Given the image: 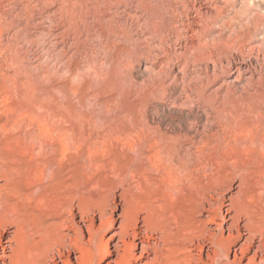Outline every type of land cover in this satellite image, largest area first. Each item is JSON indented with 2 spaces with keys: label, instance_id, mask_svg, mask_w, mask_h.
<instances>
[{
  "label": "bare ground",
  "instance_id": "6f19581e",
  "mask_svg": "<svg viewBox=\"0 0 264 264\" xmlns=\"http://www.w3.org/2000/svg\"><path fill=\"white\" fill-rule=\"evenodd\" d=\"M56 1L0 0V264H264V185L252 187L223 162L233 166L239 154L250 153L240 138L264 146V127L258 136L259 127L241 120L260 116L264 102V36H256L264 16L254 1L246 6L240 0L227 16L229 0H107L99 18L120 25L124 34L115 38L122 47L113 44L109 55L93 61L110 65L113 74L143 62L151 82L141 102L151 96L195 111L185 122L163 126L135 114L132 103L126 124L114 134L109 128L85 131L90 118L78 117L70 98L80 87H69V97L57 87L54 93L67 104L53 109L36 103L37 111L23 103L31 93L26 83L19 80L25 89H15L16 74L28 73L33 35L20 12L45 4L30 21L53 22ZM239 11L248 17L237 26ZM214 29L218 35L210 39ZM83 65L70 71H83ZM95 67L90 70L97 74L101 68ZM93 83L86 82L88 90ZM207 149L226 158L210 159ZM15 152L29 154L34 164L20 163ZM31 171H38L37 182L21 178ZM236 178L237 190L224 196ZM217 219L219 232L206 226ZM242 237L230 259L231 244Z\"/></svg>",
  "mask_w": 264,
  "mask_h": 264
},
{
  "label": "rangeland",
  "instance_id": "374dc122",
  "mask_svg": "<svg viewBox=\"0 0 264 264\" xmlns=\"http://www.w3.org/2000/svg\"><path fill=\"white\" fill-rule=\"evenodd\" d=\"M25 1L28 2V0H23V2H25ZM57 1H59L57 4L59 9L56 11L55 20L53 22L48 21L46 23H43V25L42 24L36 25V24L32 23V21H30V17L34 16L35 14H37V12H39L40 10L45 8L44 7L45 4L39 5L37 10L36 9L32 10V8H29V9L27 8L25 10L22 8V11L20 12L21 13L20 18H22L21 21L23 20L22 21L23 24L25 23V25H28V33L30 32L29 34L34 35V34H36V32H38L36 35H34V36L32 35L31 37L28 35V62L31 63L32 65L28 64L27 75H25L24 73H21V72L17 73L18 76L16 74V77H18L16 79V81L18 80L17 81L18 84L15 86V89L17 88L18 91L19 90L22 91L23 89H25L24 88L25 86L22 85L21 83H19V80H20V82L22 80V83L23 82L26 83V87H28V92L29 91L31 92V93H28V100H27L28 103H25L26 101L23 102L26 105L29 104L28 109L34 108V110L37 111V107H33L34 104H36V103H39V104L41 103V106H44L43 105L44 103L45 104L48 103L47 106L45 105V108H53V107L57 108V106H55V104L57 105V103H58V105L63 104V103L67 104L66 100H64V97L60 96V94L54 93V89H56L57 87H64L66 89V94L69 97L73 94L72 91L70 92L71 88L69 89V87L73 86V88L74 87H76V88L80 87V89L75 90L76 93H74V94L77 96V97H75L76 99H73L74 97H72V96L70 97L72 99V101L74 102V106H73L75 108V109H73L74 112L77 115H79L78 117L82 118V120L83 119L89 120V118H90V120H89L90 122H87L86 124L84 123L85 126L83 125L84 129H86L85 130L86 132H88L89 129H91V131H93L99 127L97 130H99V129L102 130L104 128L105 131H107V129L109 128L108 130L110 131V129H111V132L114 134L116 131H118V129H120V127L122 125L126 124L127 117L129 116V111L127 108L130 109L131 108L130 106L132 105V103L136 104V106L138 107V109H135V108H137L136 106L134 108L135 114H137V115L144 114L150 122H158L159 121L163 126H165V124L166 125L169 124V122L170 123L171 122L177 123L179 121L185 122L187 117L190 118L192 116V114H195V111H193L191 114H189L186 109L182 110V109H179L176 107H172V105H170L171 104L170 101L167 99H165V101H164V99L161 100L160 98L152 99V97L150 96L151 98L148 97L149 99L145 100L144 102L143 101L141 102V99L144 98V92L149 88V86H150L149 84L151 82L150 77H149L150 74L144 68L143 62H141V63L132 62L130 65H126V66L124 65V66H122L123 68H121V70H118L114 74L112 72H109L110 71L109 70L110 65L106 64L105 66H100L98 64L97 60L100 57H102L104 55L105 56L109 55L108 53H111L115 47H122L121 46L122 43H120V44L117 43L115 37H116V34H118V33H120V35L124 34V33L121 34L122 29H121L120 25L115 24L113 22L112 23L107 22L106 25L104 24L105 22L102 23L100 18L102 17L103 10L105 11L107 8L106 7L107 0H105V2H104V0H102L104 3H102L101 0H100L101 2L99 0L98 1L97 0H84V1L83 0H68V1L66 0L67 2L65 0H57ZM87 1H89V2H87ZM229 1H231V2H229ZM229 1H228L229 6L227 9V12H228L227 16H231L232 11L234 9H237L242 2L240 0H229ZM246 1H247V3H246ZM253 1L255 4L254 10L257 11L256 13H258L260 15L262 14L264 16V14H263L264 13V0H253ZM23 2L21 0H18V4H21ZM243 2L246 3V6H247L248 0H243ZM157 3H159V1ZM93 4H95V5H93ZM95 6H96V8H95ZM97 6H98V8H97ZM162 8H163V6L159 3L157 9L161 11ZM255 11H253V12H255ZM22 13H23V15H22ZM71 13H72V15H71ZM247 14L248 13H246L244 11H242V12L239 11L237 14L238 20L235 24L237 26L244 24L245 19L248 17ZM24 16H26V17H24ZM88 21H90V22H88ZM38 29H41L42 34L39 32ZM56 29L60 30V32L57 35L58 37L56 36V38H55L52 35V32L54 33V30H56ZM35 30H37V31H35ZM31 32H33V33H31ZM263 33H264V23L262 24V26L260 28L257 29V31H256L257 35L256 36L263 37L264 36ZM209 34H210L209 38L214 39L217 37L218 31H217V29H214V30L210 31ZM53 37L55 38L56 42L59 41L58 44H56L57 46H55V44H53V42H54ZM113 44H116V45H114V48H113ZM55 47H56V49H55ZM74 55H75V57H74ZM89 55H91V56H89ZM120 56H122V55H120ZM90 57L91 58L94 57V58L91 59ZM88 59L91 60L93 63L91 61L89 62ZM94 59H97V60L94 62L93 61ZM85 61H88V64ZM74 64H79V66L84 64L83 65V66H85V68H84L85 70H83L84 72L81 70L80 72L73 74L70 71L71 70L70 68H73ZM90 64H92V65H90ZM94 64L96 66L95 70L98 71V69L101 68V70L98 71L99 73L96 72L97 74L94 73L95 71L93 72L92 70H90L91 67L93 69ZM98 66H100V67H98ZM68 67H69V69H68ZM87 67H88V70H86ZM97 67H98V69H96ZM104 69L106 71H108L109 73H112V74H109L108 72L106 73ZM101 71L106 73V74H104L105 76L103 75V73ZM92 77H94V78H92ZM23 80H25V81H23ZM89 80L92 83L93 82L94 83L91 85V88H89V90H88L86 82H89ZM113 80H115V81H113ZM133 80L136 83H133ZM49 81H50V83H49ZM94 85H95V87H94ZM21 86H23V88L19 89L18 87L21 88ZM32 91H35L34 93H36L35 94L36 96L35 95L32 96V94H33ZM51 91H52V93H54L53 95L50 94ZM44 93H46L45 95H47V97L45 95H43ZM29 94H31V96ZM128 95H130V96H128ZM174 95L175 96L177 95V91H173V96ZM43 96H45V99L43 98ZM49 96H50V98H49ZM37 97H39V98L41 97V99H39ZM51 98H52L51 101L50 100L46 101V99L48 100ZM81 99L82 100L84 99V101H82ZM52 104H54V105L52 106ZM259 104H260V106H259ZM259 104H258V106L261 110L260 116L259 115L256 116L255 114H254V116H251L252 114H248L249 116L247 114H245L243 116L241 115V120L245 121L246 123L254 124L257 127H259L258 136L261 135V132H262L261 130H263L262 127H264L263 126L264 125V102H262V103L259 102ZM79 106H80V108H79ZM130 111H132V110L130 109ZM262 112H263V114H262ZM93 122L95 123V125H93L94 124ZM257 124H259V125H257ZM213 128H217V126L215 127V125H214ZM113 130H115V131L113 132ZM30 131L34 132V130H32L31 128H28V133L32 134ZM112 133H111V135H113ZM258 136H257V138H259ZM243 142H245L244 143L245 146H249L252 149L250 151V153L249 154H244V153L239 154L240 157H238V158H240V159H238L237 163L233 164V166L230 165L231 163H226V161H223L224 162V168L225 167H226L225 169L228 168L227 171H229V172L235 171V173H237V171H240L237 174H244L248 178V181L252 187H255V185H254L255 183H256V187H257V182H259V181H262V183L264 185V174H261L264 172L263 171V169H264V149H263V147L264 146H262V147L260 146L261 148L258 146V142H259L258 139L240 138L239 144L241 146L243 145ZM206 151H207L206 157H208V158L210 157V159L212 157H215V155L217 156L216 158L221 159V160H224V158H226V157H224L225 155L220 154L218 151L216 152V154L214 151H213L214 152L213 153L210 149L209 150L207 149ZM19 154H20L19 152H15L14 158L17 159L20 163H27V164L30 163V165H31L34 162V160L31 159V156L29 154H26V155H21V154L19 155ZM202 160H204V159H202ZM25 161H27V162H25ZM29 161H31V162H29ZM209 164L212 165L211 162H209ZM37 167L40 169V167H42V165L39 164ZM32 173H33V175H32ZM36 174H38V171H36V172L31 171V172H29V174H22L21 178L24 179V178L28 177V182L30 180L32 182H35L37 180V179L35 180V178H37V176H38ZM250 179H251V181H250ZM1 183L2 182L0 181V184ZM237 184H238V179L236 178L235 181L232 183V186L230 188H226L227 190L226 189L224 190V196L227 197L228 195L234 193V191L237 190V187H236ZM223 202L227 203V199L224 198ZM218 222H220L219 219H217L215 222H212V223H206V226L212 230H216V232H219L217 229V225H216V223H218ZM222 234L227 235V230L222 229ZM106 237H107V234L104 235L105 239H106ZM4 239H5V237H4ZM242 242H243V237L238 238V240L236 242L231 244L229 255H228V257L230 259L233 258V249H236L237 253H238L239 250L237 248H238L239 244H241ZM76 254H77V252L70 254L69 258L71 261H74V255H76ZM251 254H252V251L247 252L246 255L241 259V262L242 263L246 262L247 256H250Z\"/></svg>",
  "mask_w": 264,
  "mask_h": 264
}]
</instances>
